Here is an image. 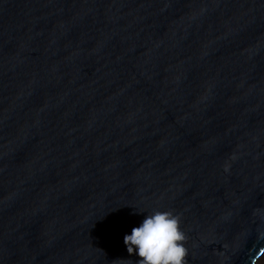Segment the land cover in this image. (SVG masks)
<instances>
[{"label":"water","instance_id":"water-1","mask_svg":"<svg viewBox=\"0 0 264 264\" xmlns=\"http://www.w3.org/2000/svg\"><path fill=\"white\" fill-rule=\"evenodd\" d=\"M264 257V0H0V264Z\"/></svg>","mask_w":264,"mask_h":264},{"label":"clouds","instance_id":"clouds-1","mask_svg":"<svg viewBox=\"0 0 264 264\" xmlns=\"http://www.w3.org/2000/svg\"><path fill=\"white\" fill-rule=\"evenodd\" d=\"M183 239L177 217L160 210L146 214L123 237L128 253L140 258L139 264H183Z\"/></svg>","mask_w":264,"mask_h":264},{"label":"bare ground","instance_id":"bare-ground-1","mask_svg":"<svg viewBox=\"0 0 264 264\" xmlns=\"http://www.w3.org/2000/svg\"><path fill=\"white\" fill-rule=\"evenodd\" d=\"M258 264H264V257L260 259V261L258 262Z\"/></svg>","mask_w":264,"mask_h":264},{"label":"snow or ice","instance_id":"snow-or-ice-1","mask_svg":"<svg viewBox=\"0 0 264 264\" xmlns=\"http://www.w3.org/2000/svg\"><path fill=\"white\" fill-rule=\"evenodd\" d=\"M261 251L264 252V249H262Z\"/></svg>","mask_w":264,"mask_h":264}]
</instances>
